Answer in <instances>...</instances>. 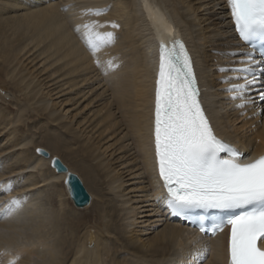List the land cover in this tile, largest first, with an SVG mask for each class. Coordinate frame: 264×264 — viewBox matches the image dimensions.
Wrapping results in <instances>:
<instances>
[{
    "label": "bare ground",
    "instance_id": "6f19581e",
    "mask_svg": "<svg viewBox=\"0 0 264 264\" xmlns=\"http://www.w3.org/2000/svg\"><path fill=\"white\" fill-rule=\"evenodd\" d=\"M144 2L0 0V181L15 185L0 202L28 194L16 216L0 219L4 261L19 253L17 264H183L208 245L203 264H226L225 234L197 239L166 218L156 200L158 40H185L217 132L247 153L264 150V103L236 108L239 101L225 91L240 81L223 78L238 74L218 69L231 68L245 52L225 0H149L171 25L167 34L153 28ZM105 6L99 16L86 12ZM90 20L116 33L97 54L118 63L107 74L75 30ZM110 21L120 27L111 29ZM53 158L85 187L82 207L68 195V173H57Z\"/></svg>",
    "mask_w": 264,
    "mask_h": 264
},
{
    "label": "snow or ice",
    "instance_id": "6c2138e0",
    "mask_svg": "<svg viewBox=\"0 0 264 264\" xmlns=\"http://www.w3.org/2000/svg\"><path fill=\"white\" fill-rule=\"evenodd\" d=\"M239 39L248 44L250 51L241 53L245 59L241 67H221V72L239 75L224 77L232 83L225 89L236 108L258 105L264 101V0H226ZM70 5L63 6L67 10ZM104 8L87 9L99 16ZM144 10L153 28L161 34L172 28L166 18L149 0ZM111 29L120 25L105 22ZM96 20L76 26L86 47L104 74L119 67L115 59L102 62L101 49L112 45L115 31L102 32ZM159 70L155 87L153 115V147L158 181L163 188L157 201H162L170 215L191 220V213L200 211L198 227L202 234L215 235L230 226L228 264H264V153L245 158V153L219 136L201 101V91L193 68L191 55L182 39L173 37L158 40ZM257 55L259 59H257ZM255 90L256 96L250 93ZM243 114V113H242ZM264 115V106L260 107ZM255 115V113L253 114ZM37 152H43L37 149ZM47 155V153H44ZM58 171L68 172L58 158L52 160ZM74 173L68 172L65 183L71 190ZM11 180L0 181V196L13 191ZM28 194L11 196L0 202V219L16 216L27 203ZM209 213L212 223L208 224ZM210 248L203 245L189 254L183 264H203ZM0 250V257L7 255ZM20 254L15 253L7 264H17Z\"/></svg>",
    "mask_w": 264,
    "mask_h": 264
},
{
    "label": "water",
    "instance_id": "95a60500",
    "mask_svg": "<svg viewBox=\"0 0 264 264\" xmlns=\"http://www.w3.org/2000/svg\"><path fill=\"white\" fill-rule=\"evenodd\" d=\"M39 153L44 155V156H48V153L44 150H43V152H39ZM44 153H47V155H45ZM51 165H52V161H51ZM54 169L57 173H59V172L63 173V171H58L56 168H54ZM64 173H68V172H64ZM67 176H68V174H67ZM67 176H66L65 180L67 179ZM66 186L68 187V190L66 189L67 192L69 193L68 195L73 200V202L76 203V205L78 207H82L84 204H86V202L88 200L87 192H86L85 187L83 186L82 182L75 175H74L73 180H72L71 190L69 189V186L67 184H66Z\"/></svg>",
    "mask_w": 264,
    "mask_h": 264
},
{
    "label": "rangeland",
    "instance_id": "374dc122",
    "mask_svg": "<svg viewBox=\"0 0 264 264\" xmlns=\"http://www.w3.org/2000/svg\"><path fill=\"white\" fill-rule=\"evenodd\" d=\"M2 95H3V94H2ZM230 95H231V94H230ZM13 96H14V95H6V97H7L8 100H13V98H14ZM1 98H2V96H0V102L2 103L3 98H2V99H1ZM8 102H9V101H8ZM8 102H7V101L5 102L6 105H7V104L10 105V103H8ZM260 103H264V101H261ZM10 106L13 108L12 105H10ZM152 218H153V217L151 216L149 222L152 221ZM154 219H155V218H153V220H154Z\"/></svg>",
    "mask_w": 264,
    "mask_h": 264
}]
</instances>
